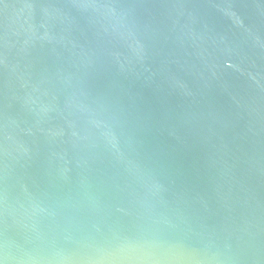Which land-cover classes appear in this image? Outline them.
<instances>
[{
	"label": "water",
	"instance_id": "95a60500",
	"mask_svg": "<svg viewBox=\"0 0 264 264\" xmlns=\"http://www.w3.org/2000/svg\"><path fill=\"white\" fill-rule=\"evenodd\" d=\"M0 264H264V0H0Z\"/></svg>",
	"mask_w": 264,
	"mask_h": 264
}]
</instances>
